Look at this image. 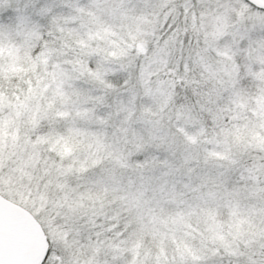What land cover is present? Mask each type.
I'll list each match as a JSON object with an SVG mask.
<instances>
[{
  "label": "snow or ice",
  "instance_id": "snow-or-ice-1",
  "mask_svg": "<svg viewBox=\"0 0 264 264\" xmlns=\"http://www.w3.org/2000/svg\"><path fill=\"white\" fill-rule=\"evenodd\" d=\"M0 264H264V0H0Z\"/></svg>",
  "mask_w": 264,
  "mask_h": 264
}]
</instances>
